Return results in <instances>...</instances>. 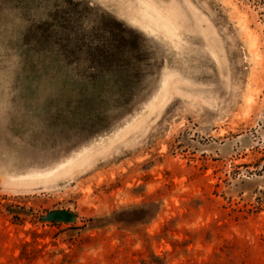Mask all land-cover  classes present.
<instances>
[{"label": "rangeland", "instance_id": "obj_1", "mask_svg": "<svg viewBox=\"0 0 264 264\" xmlns=\"http://www.w3.org/2000/svg\"><path fill=\"white\" fill-rule=\"evenodd\" d=\"M140 1L0 0V264H264V0Z\"/></svg>", "mask_w": 264, "mask_h": 264}, {"label": "bare ground", "instance_id": "obj_2", "mask_svg": "<svg viewBox=\"0 0 264 264\" xmlns=\"http://www.w3.org/2000/svg\"><path fill=\"white\" fill-rule=\"evenodd\" d=\"M142 1H140V2H142ZM122 7H124V6H122ZM149 11H150V13L153 14V15H150V16L154 20V22L156 23L157 26L164 27V28H166V30L170 29V27L172 26V23H171L170 19L167 16L161 14V12H159L158 9L154 8L153 5L150 6ZM144 14H146V13H144Z\"/></svg>", "mask_w": 264, "mask_h": 264}, {"label": "water", "instance_id": "obj_3", "mask_svg": "<svg viewBox=\"0 0 264 264\" xmlns=\"http://www.w3.org/2000/svg\"><path fill=\"white\" fill-rule=\"evenodd\" d=\"M46 220L50 221H56V220H62V221H68L72 220V216L70 214H67L66 211H52L49 212L48 215L45 217Z\"/></svg>", "mask_w": 264, "mask_h": 264}, {"label": "snow or ice", "instance_id": "obj_4", "mask_svg": "<svg viewBox=\"0 0 264 264\" xmlns=\"http://www.w3.org/2000/svg\"><path fill=\"white\" fill-rule=\"evenodd\" d=\"M0 134H2V130H0Z\"/></svg>", "mask_w": 264, "mask_h": 264}]
</instances>
